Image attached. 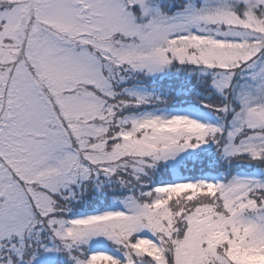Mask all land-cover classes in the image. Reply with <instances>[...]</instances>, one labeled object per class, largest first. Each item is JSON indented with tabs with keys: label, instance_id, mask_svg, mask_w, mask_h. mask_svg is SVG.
Listing matches in <instances>:
<instances>
[{
	"label": "snow or ice",
	"instance_id": "1",
	"mask_svg": "<svg viewBox=\"0 0 264 264\" xmlns=\"http://www.w3.org/2000/svg\"><path fill=\"white\" fill-rule=\"evenodd\" d=\"M0 264H264V0H0Z\"/></svg>",
	"mask_w": 264,
	"mask_h": 264
}]
</instances>
